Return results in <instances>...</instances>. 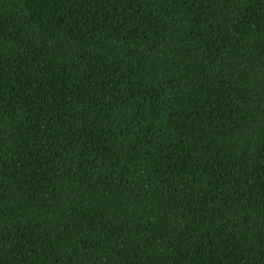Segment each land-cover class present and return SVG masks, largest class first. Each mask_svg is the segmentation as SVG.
<instances>
[{
  "label": "trees",
  "instance_id": "1",
  "mask_svg": "<svg viewBox=\"0 0 264 264\" xmlns=\"http://www.w3.org/2000/svg\"><path fill=\"white\" fill-rule=\"evenodd\" d=\"M0 264H264V0H0Z\"/></svg>",
  "mask_w": 264,
  "mask_h": 264
}]
</instances>
